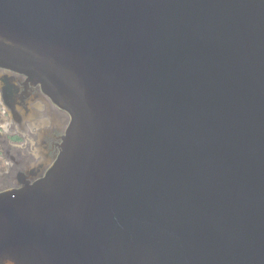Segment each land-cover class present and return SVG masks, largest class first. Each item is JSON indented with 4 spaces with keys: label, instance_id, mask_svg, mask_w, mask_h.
I'll return each instance as SVG.
<instances>
[{
    "label": "water",
    "instance_id": "water-1",
    "mask_svg": "<svg viewBox=\"0 0 264 264\" xmlns=\"http://www.w3.org/2000/svg\"><path fill=\"white\" fill-rule=\"evenodd\" d=\"M0 67L70 116L0 264H264V0H0Z\"/></svg>",
    "mask_w": 264,
    "mask_h": 264
},
{
    "label": "flooded vegetation",
    "instance_id": "flooded-vegetation-1",
    "mask_svg": "<svg viewBox=\"0 0 264 264\" xmlns=\"http://www.w3.org/2000/svg\"><path fill=\"white\" fill-rule=\"evenodd\" d=\"M70 116L25 74L0 67V194L41 179L57 159Z\"/></svg>",
    "mask_w": 264,
    "mask_h": 264
}]
</instances>
